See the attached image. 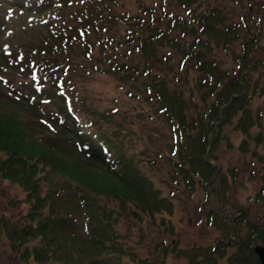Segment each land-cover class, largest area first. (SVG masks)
Wrapping results in <instances>:
<instances>
[{"label":"trees","instance_id":"16d2710c","mask_svg":"<svg viewBox=\"0 0 264 264\" xmlns=\"http://www.w3.org/2000/svg\"><path fill=\"white\" fill-rule=\"evenodd\" d=\"M127 1L140 11L126 9L125 0H48L43 28L14 62L30 67L32 95L28 108L17 104L20 98L0 97V177L25 192L27 207L17 220L0 213V241L17 257L0 264H167L170 256L181 264L225 257L226 264H262L254 246L264 244V224L242 212V172L219 163L218 151L232 145L225 133L231 125L248 136L244 152L264 160V123L250 107L264 94V2L241 0L238 18L217 0H168L183 14L170 13L166 0ZM223 50L232 51V69L218 58ZM97 70L119 76L134 97L143 85L145 100L172 131L168 166L177 183L190 194L198 185L206 193V223L220 230L217 245L163 241L139 253L147 245L144 225H166L175 202L143 169L147 159L133 152V142L121 137L132 121L118 109L91 105L75 89L76 73ZM4 79L24 96L22 85ZM53 102L62 107L56 113L63 131L44 121ZM256 200L264 209V172Z\"/></svg>","mask_w":264,"mask_h":264},{"label":"rangeland","instance_id":"374dc122","mask_svg":"<svg viewBox=\"0 0 264 264\" xmlns=\"http://www.w3.org/2000/svg\"><path fill=\"white\" fill-rule=\"evenodd\" d=\"M52 1L59 4L62 0ZM260 1L264 2V0ZM47 2L48 0H0V97H3L4 100L12 97L15 99L20 98V103L17 104H21L25 108H28L27 105L30 103L28 99L32 95V89L27 85L30 81V67L20 66V69L18 67L14 68L17 66L14 62L23 59L25 46L31 34L36 36L43 28L45 23L43 17L48 10L52 9V7H48ZM125 2L126 9L136 13L140 11L139 6L134 1L125 0ZM215 3L225 8L229 15L234 17L239 18L245 12L244 4L246 3L241 0H217ZM165 8L170 13H184L183 9L168 0H166ZM52 18V15L46 17L49 20ZM31 30L32 32H30ZM262 42L264 44V30ZM232 47L237 48V50L240 49L239 45H233ZM19 51L20 53H17ZM218 55V58L224 61L225 68L232 69L235 66L236 60L233 59L232 51L223 50L218 52ZM79 63L78 67L82 68L81 62ZM257 74L254 76L256 79L259 77V74ZM193 75L196 76L195 73ZM6 76L11 78L15 84L22 85L21 92L24 96H19L21 93L16 90L12 91L10 87L4 84ZM72 81L75 89L80 93V97L85 98L88 103L102 110L118 109L119 112L128 117V121H132L126 125L125 128L127 129H121V137L124 135L126 141L133 142V152L139 157L147 159L146 165H142L143 169L154 180L156 186L161 189L162 194L170 196L175 202V211L173 215H167L169 220L167 219L166 225L161 224V222L159 224L147 223L144 225V232L148 237L147 245L139 250V253L146 256L148 245L151 249H154L157 244L163 241L167 242L170 247L174 245L176 240L179 241V246L184 248L192 247L195 244L202 246L217 245V241L220 239V230L206 223V213L204 212L206 193L198 185L197 189L192 192L193 194H190L179 181L177 183L176 180H179V177L168 166L173 139L172 131L167 122L154 114L153 104L145 100L146 93H144L143 85L136 88L135 93L137 94L134 97L133 93L128 92V86L122 84L123 82L120 81L119 76L112 73L97 70L83 75L82 71V73H76ZM55 94H51L53 100L60 102L59 96ZM54 103L50 105L53 107L52 111H43L42 108L45 109L43 104L38 105V108L43 111L46 123L63 131L64 128L59 124V115L56 113V111L61 112L62 107L59 108ZM250 107L264 123V94L255 96ZM251 130L254 131V134L258 132L256 126ZM66 132L73 135L72 130L68 128ZM225 133L232 145H221L218 151L219 163L226 168L236 167L242 172L245 183L242 182L243 187L241 186L237 192L238 201L245 209L242 212H246L248 219L254 223L264 224V209L256 200L257 190L264 172V160L256 159L257 156L251 152H244L241 141L247 135L244 134L243 129L239 130L227 125ZM263 152L264 150H262V154ZM24 199V191L0 177V213L17 220L26 210L27 204L24 203ZM170 223L174 225V233L169 227ZM247 228L246 225H243L244 234L247 232ZM125 231L129 232L127 229ZM262 245L264 246V244ZM231 250L232 247H229L228 254ZM0 258L8 259L14 263L17 262V257L11 252L6 241H0ZM227 261L225 257L219 264H226ZM181 263L172 256L167 259V264ZM132 264L134 263L132 262Z\"/></svg>","mask_w":264,"mask_h":264},{"label":"water","instance_id":"95a60500","mask_svg":"<svg viewBox=\"0 0 264 264\" xmlns=\"http://www.w3.org/2000/svg\"><path fill=\"white\" fill-rule=\"evenodd\" d=\"M254 250L258 256V259L262 264H264V246L262 244H257L254 247Z\"/></svg>","mask_w":264,"mask_h":264}]
</instances>
